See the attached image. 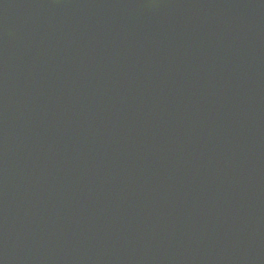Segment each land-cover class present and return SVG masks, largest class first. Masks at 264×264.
I'll return each mask as SVG.
<instances>
[{
  "label": "water",
  "instance_id": "obj_1",
  "mask_svg": "<svg viewBox=\"0 0 264 264\" xmlns=\"http://www.w3.org/2000/svg\"><path fill=\"white\" fill-rule=\"evenodd\" d=\"M0 264H264V0H0Z\"/></svg>",
  "mask_w": 264,
  "mask_h": 264
}]
</instances>
